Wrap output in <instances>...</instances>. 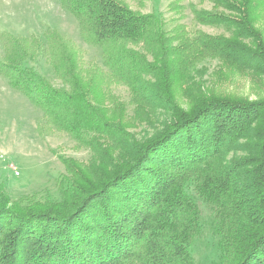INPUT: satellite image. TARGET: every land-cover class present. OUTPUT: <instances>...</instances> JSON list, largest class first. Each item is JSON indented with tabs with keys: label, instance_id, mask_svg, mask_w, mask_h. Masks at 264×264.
<instances>
[{
	"label": "trees",
	"instance_id": "obj_1",
	"mask_svg": "<svg viewBox=\"0 0 264 264\" xmlns=\"http://www.w3.org/2000/svg\"><path fill=\"white\" fill-rule=\"evenodd\" d=\"M59 1L102 66L84 75L77 47L48 30L37 57H49L63 87L26 63L33 46L2 35L0 76L43 113L48 132L93 157L87 166L63 161L59 201L1 194L0 264H196L203 206L214 214L217 264H264V99L207 93L192 79L208 60L256 61L264 71V0H203L214 11L193 9L197 22L225 25L229 36L181 26L170 35L160 14L120 0ZM114 84L129 89L137 121L168 115L150 138L128 132L126 104L108 91Z\"/></svg>",
	"mask_w": 264,
	"mask_h": 264
},
{
	"label": "rangeland",
	"instance_id": "obj_2",
	"mask_svg": "<svg viewBox=\"0 0 264 264\" xmlns=\"http://www.w3.org/2000/svg\"><path fill=\"white\" fill-rule=\"evenodd\" d=\"M120 1L136 12L160 14L170 35L180 26L191 34L202 31L214 36L230 35L225 25H202L196 21L193 9L214 11V5L209 1ZM258 26L264 33V10L260 11ZM48 30L56 31L64 42L77 47L84 75L92 66H102L100 50L83 41L77 19L61 7L59 0H0V35L11 42L16 40L33 46L36 54L26 63L59 88L63 87V82L55 76L49 57H37V45L42 43L45 47L44 33ZM2 36L0 61H5L7 52ZM192 75V79L207 93L249 101L264 99V71L261 63L256 61L242 60L226 67L219 60H208L198 64ZM108 91L126 104L128 132L139 140L150 138L168 116L160 110L151 117L150 123L139 122L130 102L129 89L114 84ZM176 102L186 108L189 101L185 100V93L178 92ZM107 106L110 109L114 107L112 104ZM45 123L43 113L0 76V196L6 192L13 202L22 199L59 201L60 181L65 176L69 177L63 161L73 159L79 164L90 165L92 150L80 146L65 133L48 132L49 127ZM39 127H47L46 133L42 130L41 133ZM213 216L212 211L203 206L204 233L192 248L196 264H217L219 261L217 239L209 231Z\"/></svg>",
	"mask_w": 264,
	"mask_h": 264
}]
</instances>
